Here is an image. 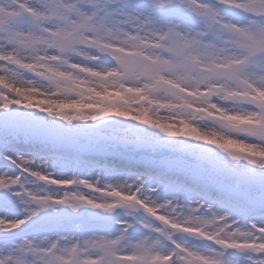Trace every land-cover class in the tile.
<instances>
[{
	"label": "snow or ice",
	"instance_id": "6c2138e0",
	"mask_svg": "<svg viewBox=\"0 0 264 264\" xmlns=\"http://www.w3.org/2000/svg\"><path fill=\"white\" fill-rule=\"evenodd\" d=\"M0 264H264V0H0Z\"/></svg>",
	"mask_w": 264,
	"mask_h": 264
}]
</instances>
